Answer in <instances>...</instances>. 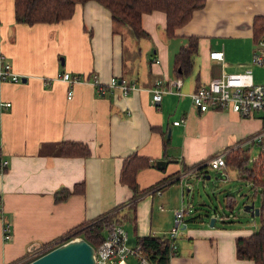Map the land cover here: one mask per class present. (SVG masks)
Here are the masks:
<instances>
[{
    "label": "crops",
    "instance_id": "crops-1",
    "mask_svg": "<svg viewBox=\"0 0 264 264\" xmlns=\"http://www.w3.org/2000/svg\"><path fill=\"white\" fill-rule=\"evenodd\" d=\"M263 19L264 0H205L170 36L163 11L142 13L146 34L135 37L96 0L77 4L70 17L58 22L32 24L15 21L14 0H0V67L9 63L21 77L0 79V161L7 160L0 172V264H20L78 225L115 210L130 245L140 236H163L174 224L184 182L211 168L209 158L238 149L250 164L264 148V134L262 140L254 138L264 129V117L257 111L248 117L230 110L200 111L190 94L224 72L249 66L251 50L264 32L254 40V23ZM190 35L197 36L193 65L188 74L178 75L176 55ZM212 49L223 51L222 62L208 57ZM62 71L80 81L55 79ZM111 76L139 88L123 94L118 86H107ZM159 78L164 91L154 103L150 87ZM179 78L176 87L173 81ZM96 79L105 84L103 92ZM66 140L85 143L89 155L61 154L59 144ZM253 142L259 149L250 159ZM133 152L154 161L138 170L136 183L144 191L134 199L119 177L123 159ZM158 159L165 160L163 167ZM226 168L229 177L259 185ZM164 177L169 178L163 186L155 185ZM80 183L82 192L71 191ZM155 186L159 193L152 190ZM61 188L68 189L64 199L57 197ZM228 194L225 206L232 208L235 199ZM163 203L170 212L165 221L154 209L163 210ZM256 207L254 215L264 219V202ZM184 219L168 264H254L236 256L235 239L255 231V219L250 225L230 221L205 202ZM5 220L11 227L7 240L2 238Z\"/></svg>",
    "mask_w": 264,
    "mask_h": 264
},
{
    "label": "trees",
    "instance_id": "trees-1",
    "mask_svg": "<svg viewBox=\"0 0 264 264\" xmlns=\"http://www.w3.org/2000/svg\"><path fill=\"white\" fill-rule=\"evenodd\" d=\"M86 0H14V18L18 22L29 24L35 22H58L70 17L77 4ZM107 7L114 21L124 23L135 37L146 34L141 25V15L153 10L163 11L165 14V31L173 35L177 27L185 24L193 11L201 8L205 0H96ZM256 20V19H255ZM254 40L264 31V19L254 23ZM197 47V36H188V44L182 46L176 55L175 68L178 75H186L193 65V58ZM168 144V138H163V147ZM59 152L65 155L87 156L88 146L80 141L66 140L59 144ZM238 149L230 151L225 156V163L237 169L238 173L254 184L264 185V151L247 164V156ZM154 161L149 157L139 156L136 153L127 155L120 169V181L125 183L132 191L131 198L137 197L144 190L139 189L136 183L138 170L153 166ZM6 167L3 168L5 170ZM169 177L162 178L155 185L163 186ZM83 184H75L71 191H83ZM70 191V190H69ZM59 199H64L68 189L61 188L57 192ZM230 196V194H228ZM234 206V205H233ZM231 206V207H233ZM118 210L101 215L91 221L82 223L72 231L61 237L58 242L70 237L80 235L96 247L104 238L106 232L115 224L122 222ZM57 242V243H58ZM143 254L150 264H168L170 259V240L165 236L148 234L136 239ZM54 245H49L45 251ZM236 256L240 259H251L254 264H264V219L258 228L245 237L235 239ZM27 261V260H26ZM24 261V262H26ZM22 262V263H24ZM20 263V264H22Z\"/></svg>",
    "mask_w": 264,
    "mask_h": 264
},
{
    "label": "built area",
    "instance_id": "built-area-1",
    "mask_svg": "<svg viewBox=\"0 0 264 264\" xmlns=\"http://www.w3.org/2000/svg\"><path fill=\"white\" fill-rule=\"evenodd\" d=\"M209 58L217 62L224 60V54L221 49H212L208 54ZM157 61V59L155 60ZM250 64H257L264 67V32L258 37L254 49L251 53ZM55 79H61L69 83L80 81L78 76L71 75L68 71L58 72ZM0 79L18 81L20 75L16 73L9 63H4L0 67ZM162 79L159 78L155 84L150 87L153 91L152 100L154 103L161 99L162 92L160 84ZM98 90L103 92L105 84L99 80H95ZM173 83L176 87L181 85V80L175 79ZM107 86H118L123 94H127L131 90L139 88L134 82H128L124 78L111 76L107 82ZM72 96V90H67V97ZM191 101L200 111L208 109H222L236 112L242 117L253 115L256 111H264V79L256 81L251 66H246L242 70L233 72H224L205 83H202L195 91L190 94ZM6 105L9 103L6 102ZM180 120H174V124H178ZM264 129L254 138L262 140ZM253 138V139H254ZM252 139V140H253ZM264 151V148H263ZM207 164L214 169L223 171L225 163V153H219L208 159ZM7 166V160L0 161V172ZM152 190L160 192V187L155 186ZM190 211L188 206H181L174 209V224L165 233V237L170 240V257L175 254L177 249V238L186 225L184 216ZM0 215L2 216V207L0 205ZM154 234V233H153ZM2 238L7 240L11 238L10 222L5 220L2 225ZM56 244V242H54ZM52 245V244H51ZM49 246V245H48ZM45 247L37 250L45 251ZM35 251V253H37ZM32 253L29 256H34ZM96 264H117L127 261L128 257H134L137 264H150L146 256L143 254L139 243L130 245L128 243V233L122 224L113 225L105 234L103 240L95 247Z\"/></svg>",
    "mask_w": 264,
    "mask_h": 264
},
{
    "label": "rangeland",
    "instance_id": "rangeland-1",
    "mask_svg": "<svg viewBox=\"0 0 264 264\" xmlns=\"http://www.w3.org/2000/svg\"><path fill=\"white\" fill-rule=\"evenodd\" d=\"M248 64L252 68L255 80L262 81L264 79V67L257 64H250V60H248L247 65ZM256 115L264 117V111L259 110L256 112ZM254 143L256 142L250 143L248 146V155L250 156V159L257 155V151L259 149L258 145ZM244 145L247 146L248 144ZM229 168L220 171L212 167H206L205 172L201 173L199 178H195V180L194 178L191 180V178L188 183L184 182L181 189L182 193L180 191L178 195V208L181 206H188L190 211L185 215L195 214L199 211L203 202H205L209 203L217 213H223L224 217L229 216L230 221L237 218L242 221V224L250 225L252 220L255 219L258 227L262 215L251 216L249 212L243 210V205L250 202H253L254 206L262 205L264 202V185L259 184L256 188H254L249 184V182H247V180L238 179L236 176L229 177ZM207 174L210 176L209 178L206 177ZM228 193H230L235 199V206L232 208L225 206V197ZM163 205V210H159L156 205H154V209L161 214V218L165 221L170 212L167 204L163 203ZM217 222L220 221L218 220ZM126 225L127 224H125V226ZM126 227L131 238H133L129 226L127 225ZM165 232L166 231L164 229L163 231H159V233ZM127 261L129 264H137L134 257H128Z\"/></svg>",
    "mask_w": 264,
    "mask_h": 264
},
{
    "label": "water",
    "instance_id": "water-1",
    "mask_svg": "<svg viewBox=\"0 0 264 264\" xmlns=\"http://www.w3.org/2000/svg\"><path fill=\"white\" fill-rule=\"evenodd\" d=\"M164 163L165 160L163 159L156 161L159 167H163ZM207 178H209V175H207ZM208 209H204V212L206 213ZM243 210L249 212L251 216L259 213V208L254 206L253 202L244 204ZM213 221L214 218L211 217L210 225L213 224ZM33 255L22 264H96L95 247L80 235L58 242L48 250L42 252L37 251ZM117 264L129 263L123 261Z\"/></svg>",
    "mask_w": 264,
    "mask_h": 264
}]
</instances>
